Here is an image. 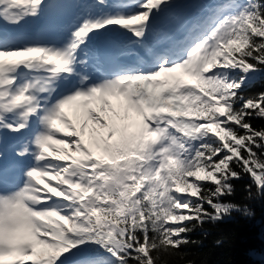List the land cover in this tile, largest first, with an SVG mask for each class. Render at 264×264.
I'll list each match as a JSON object with an SVG mask.
<instances>
[{"label":"snow or ice","instance_id":"obj_1","mask_svg":"<svg viewBox=\"0 0 264 264\" xmlns=\"http://www.w3.org/2000/svg\"><path fill=\"white\" fill-rule=\"evenodd\" d=\"M45 18L57 35L9 30ZM258 79L264 0H0V174L9 155L21 172L0 184V264H169L252 215L225 201L245 178L264 195ZM113 99L140 128L108 143Z\"/></svg>","mask_w":264,"mask_h":264},{"label":"trees","instance_id":"obj_2","mask_svg":"<svg viewBox=\"0 0 264 264\" xmlns=\"http://www.w3.org/2000/svg\"><path fill=\"white\" fill-rule=\"evenodd\" d=\"M264 90V79H258L247 89L248 94ZM257 127H264V120L253 121ZM250 182L247 178L236 181V192L225 202L248 207L252 215L233 211L230 216L215 224L208 223L204 227L205 234L196 230L189 234L194 244L182 246L180 256L164 257L169 264H255L250 251L264 252V195H258L255 187L251 196L244 185Z\"/></svg>","mask_w":264,"mask_h":264},{"label":"rangeland","instance_id":"obj_3","mask_svg":"<svg viewBox=\"0 0 264 264\" xmlns=\"http://www.w3.org/2000/svg\"><path fill=\"white\" fill-rule=\"evenodd\" d=\"M179 76H181L184 79H188L191 80L190 77H187L183 74V72L180 70V73H178ZM163 76V75H162ZM194 82V81H192ZM113 103V110L110 112V125L113 126V136L109 139L107 137V132L106 130H102L103 135L105 140L108 141V143H112L115 140L119 139L120 135H121V131L126 135V131H128V127L131 126H137L138 129L140 128V117L136 115L135 111L133 109H128L127 113L125 112V109L123 107V101H117L116 99H113L112 101ZM69 112V114L71 115L72 113H70L72 110L68 109L67 110ZM129 117H131V119H129ZM139 131V130H138ZM85 135L87 137V130L85 132ZM98 139V138H97ZM55 147L59 148V147H63L62 145H55ZM41 187H43V180L41 181Z\"/></svg>","mask_w":264,"mask_h":264},{"label":"bare ground","instance_id":"obj_4","mask_svg":"<svg viewBox=\"0 0 264 264\" xmlns=\"http://www.w3.org/2000/svg\"><path fill=\"white\" fill-rule=\"evenodd\" d=\"M177 70H175L173 73H167V74H163V77L164 76H168V77H171V76H177ZM70 113H72V111L70 112ZM7 173H9V172H7Z\"/></svg>","mask_w":264,"mask_h":264}]
</instances>
